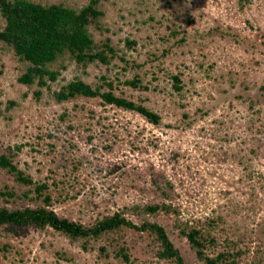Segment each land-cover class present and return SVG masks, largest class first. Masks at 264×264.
Listing matches in <instances>:
<instances>
[{
	"label": "rangeland",
	"instance_id": "374dc122",
	"mask_svg": "<svg viewBox=\"0 0 264 264\" xmlns=\"http://www.w3.org/2000/svg\"><path fill=\"white\" fill-rule=\"evenodd\" d=\"M31 1L79 10L90 0ZM99 1L103 16L90 32L115 57L107 65L65 60L50 92L76 79L101 91L111 84L160 123L99 98L56 103L43 88L36 99V86L17 82L23 65L0 43V155H13L34 186H48L43 196L60 217L86 226L121 211L135 225L163 227L185 264L204 263L180 228L200 232L206 256L230 254L222 264H264V0ZM135 78V88L126 85ZM34 186L0 170V189L18 194L8 207L43 206ZM147 204L176 213L129 210ZM114 244L134 264H174L132 229L83 250L34 225L0 227V264H128Z\"/></svg>",
	"mask_w": 264,
	"mask_h": 264
},
{
	"label": "trees",
	"instance_id": "16d2710c",
	"mask_svg": "<svg viewBox=\"0 0 264 264\" xmlns=\"http://www.w3.org/2000/svg\"><path fill=\"white\" fill-rule=\"evenodd\" d=\"M99 0H90L79 10L63 4H42L31 0H0V18L3 25L0 27V43L9 48L13 55L23 65V71L17 82L25 87L36 86L34 96L38 99L42 89L49 92L51 83L57 81L61 70L65 69V60L74 61L80 66L100 63L107 65L115 57L116 52L109 42L99 45L91 32L90 27L97 24L103 16ZM131 46V45H129ZM130 80L126 85L135 88L139 81ZM173 86L180 91V81L177 76H172ZM107 90L101 91L100 87L92 88L82 80H73L63 85L57 92H50L56 103L69 101L76 97L99 98L105 105L136 112L149 123L158 125L161 118L148 108L137 105L125 98L117 96L111 90V84H105ZM11 154L0 155V170L6 171L14 180L24 186H34L30 176L24 174L14 163ZM46 184L34 186L36 197H42L43 206L30 208L8 207L12 198L18 194L7 187L0 189V227H23L34 225L39 230L51 229L67 238L71 243H78L87 249L89 241H97L108 234H119L123 229H132L139 234H146L157 244L159 250L157 259L172 261L174 264H185L179 251L167 237L163 227L148 219L142 220L138 225L125 218L121 211L112 215L102 216L91 225L74 222L65 217L58 216L50 207L51 196L44 191ZM28 192L21 195L28 198ZM127 209V208H126ZM130 212L139 215L156 216L160 212L176 213L165 204H147L143 206L132 205ZM178 224L177 227H182ZM180 233L185 237L196 256L204 264H222L230 258V254H220L216 258L206 256L203 252L202 236L198 230L180 228ZM115 257L122 262L134 264L124 247L112 245ZM101 248L100 251H104Z\"/></svg>",
	"mask_w": 264,
	"mask_h": 264
}]
</instances>
